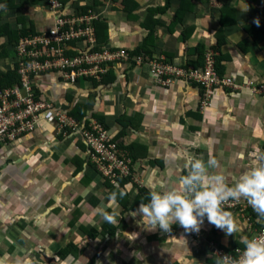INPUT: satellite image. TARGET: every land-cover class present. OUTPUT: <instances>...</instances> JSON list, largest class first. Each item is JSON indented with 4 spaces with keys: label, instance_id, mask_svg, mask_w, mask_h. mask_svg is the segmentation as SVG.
<instances>
[{
    "label": "crops",
    "instance_id": "crops-1",
    "mask_svg": "<svg viewBox=\"0 0 264 264\" xmlns=\"http://www.w3.org/2000/svg\"><path fill=\"white\" fill-rule=\"evenodd\" d=\"M65 1L69 7H88L105 22L100 48L146 49L184 69H198L195 65H202L205 52L213 49L221 57L219 77L237 88L215 89L203 107L200 84L180 76L160 85L147 63L134 60L107 62L100 81L68 83L57 75L36 79V92L80 127L105 124L133 160L136 178L126 182L122 198L136 204L125 209L108 198L106 180L92 167L78 131L62 133L55 123L40 121L33 133L0 147V264H20L26 255L39 264H215L211 242L230 251L243 245L241 237L248 238L252 227L264 224L251 208L244 214L227 210L236 225L230 235L206 220L194 235L175 224L169 232L148 231L136 223L139 215L130 213L142 202L137 199L141 189L175 186L187 155L215 160L209 174H221L231 184L247 167L252 146L264 148V95L245 86L264 81V0ZM6 4L0 10L14 35L23 28L20 18L35 32L54 21L46 0L22 9ZM14 45L8 36L0 39V47L7 48L0 56L1 73L14 69ZM83 46L75 43L77 49ZM77 105L86 108L79 119L72 113ZM104 213L113 215V233L91 238L80 229L101 232ZM8 245L15 253L9 254ZM67 247L70 252L59 258Z\"/></svg>",
    "mask_w": 264,
    "mask_h": 264
},
{
    "label": "built area",
    "instance_id": "built-area-1",
    "mask_svg": "<svg viewBox=\"0 0 264 264\" xmlns=\"http://www.w3.org/2000/svg\"><path fill=\"white\" fill-rule=\"evenodd\" d=\"M54 21L50 28L41 30L35 35L21 38L15 47L16 70L20 84L0 87V147L18 142L33 133L40 121L55 123L60 132L68 130L79 132L88 147L92 167L111 184L116 185L119 179L134 182L136 178L133 160L114 140L106 127L98 121H92L89 127H80L79 123L53 101L43 94H38L34 81L42 77L57 75L64 82L77 83L80 79L100 81L106 72V63L110 61L134 60L138 64L147 63L152 75L160 85H171L176 78L184 76L200 84L206 96L203 106L208 104L211 93L221 85L236 88L231 79H222L215 69V54L208 50L204 67L184 69L179 62L166 57L146 58L143 55L132 57L129 50L121 48L110 50L97 46L92 22L97 14L88 10L83 13L74 7L63 6L61 0H47ZM84 44L82 49L75 48V43ZM69 56L67 52L73 51ZM245 86L250 91L264 95V81H248ZM225 210H238L244 214L251 207L246 201L225 202ZM183 229L182 227H180ZM264 232V224L259 228L252 227L249 236ZM193 233V232H189ZM211 249L218 255L235 256L242 246L232 252H225L211 242Z\"/></svg>",
    "mask_w": 264,
    "mask_h": 264
},
{
    "label": "clouds",
    "instance_id": "clouds-1",
    "mask_svg": "<svg viewBox=\"0 0 264 264\" xmlns=\"http://www.w3.org/2000/svg\"><path fill=\"white\" fill-rule=\"evenodd\" d=\"M254 23L258 25L259 21L255 20ZM39 31L41 30L30 35H35ZM30 35H20L18 41ZM18 41L13 46L14 69L15 47ZM214 56L216 57V54ZM205 98L203 94L202 102ZM248 158L245 170L234 178L233 183L227 184L223 175L209 174V168L215 167V160L205 162L196 156L187 155L183 163L184 174L179 176L175 186H151L147 193V202H141L130 215H139L136 223L148 231L159 228L162 232H169L171 226L175 224L182 227L188 235H194L206 220L223 230L225 235L233 234L236 230L233 216L222 207L229 200L238 202L244 199L257 217L264 219V148L253 145L248 152ZM117 195L123 197L125 193L111 191L108 198L114 200ZM103 216L108 222H114L112 214L104 213ZM132 236L134 237L135 233ZM241 241L243 247L235 256H220L214 253L213 255L217 256L215 264H264V232L248 238L241 237ZM234 248L228 252H232ZM20 264H39V260L35 256L26 255L20 260Z\"/></svg>",
    "mask_w": 264,
    "mask_h": 264
},
{
    "label": "trees",
    "instance_id": "trees-1",
    "mask_svg": "<svg viewBox=\"0 0 264 264\" xmlns=\"http://www.w3.org/2000/svg\"><path fill=\"white\" fill-rule=\"evenodd\" d=\"M37 0H21L20 2H17L16 0H8L6 6L8 9H22L25 7L26 4H32L34 2H36ZM63 6L67 7L68 6V2H66L65 0H61ZM78 6V5H77ZM75 6L74 8L77 9V10H80L81 12L83 13H86L88 12L89 8L88 7H77ZM65 7V8H66ZM3 10L4 9H1L0 10V39L3 38V37H6L8 36L9 37V40L13 43V40H14V43L16 44V42L18 41V39L20 38V35L24 36V35H30V34H34V31H33V28L30 27V28H27V23H26V19L25 18H20L19 19V22L21 23L20 26L22 25V29L20 30L19 29V34L17 35V33H15L14 35V30H12V25L9 23V22H6V20L2 17L3 16ZM94 28H95V31H96V38H97V41H98V46L94 49V50H97V49H100V43L105 39L106 37V34H107V26L105 24L104 21L102 20H98V19H95L93 22H92ZM17 35V36H16ZM220 43L222 44L223 43V38L220 37ZM67 54L69 56L71 55H74V53L70 54V51L67 52ZM131 55L133 56H138V55H143L145 56L146 58H148V55H150V58L148 59H152V58H155V57H159V56H154V53H149L148 54V50L146 49H138L137 51L131 53ZM204 56V55H203ZM218 58V59H217ZM221 57H217L216 56V68L218 69L219 66L217 64V62L220 60ZM204 63V59L202 61V65ZM202 65H195V67H199L201 68ZM222 69L219 68V71L221 72ZM218 72V70H217ZM15 84H20V77L17 73V70L16 69H13V70H10L8 71L7 73H1L0 72V87H8V86H13ZM219 90H222V88H224V90H227L228 88L224 85H221L220 88L217 87ZM230 88V87H229ZM217 90V89H216ZM229 90V89H228ZM201 106H202V103H201ZM84 106L82 105H77L76 108L72 111L73 113V116L77 119L81 118L82 116L85 115V109L86 108H83ZM83 108V110H82ZM104 126L105 124L103 122H101ZM106 127V126H105ZM126 182H130V180H126V179H119L118 180V185L119 186H116V185H113L111 184L109 181H106L107 183V186L109 188V193L111 191H117V193H119V191H122L124 189V185L126 184ZM125 192V191H123ZM148 193V190H145V189H141L140 191V194L138 195V200L139 201H142V202H146L145 201V195ZM116 200L119 204L123 205L125 209H134L135 208V202L133 203L132 206L129 205L128 202L124 203V200L122 197H120L119 195H117V197L114 199ZM70 225L71 226H74V222H70ZM80 229L87 233V236L91 237V238H95L97 235L99 234H111L113 233L115 227L113 226L112 223L108 222L107 220H105L103 226H102V231L99 232L97 230H87L85 227L81 226ZM68 247H71V246H68ZM64 248L62 250H60L58 252V257H64L66 256L69 252H70V248ZM219 247V246H218ZM221 250L225 251V252H228V250L226 249H223L222 247H219ZM214 257L217 258V256L213 255ZM216 258H214L216 260Z\"/></svg>",
    "mask_w": 264,
    "mask_h": 264
},
{
    "label": "rangeland",
    "instance_id": "rangeland-1",
    "mask_svg": "<svg viewBox=\"0 0 264 264\" xmlns=\"http://www.w3.org/2000/svg\"><path fill=\"white\" fill-rule=\"evenodd\" d=\"M4 4V6H5V2H3ZM2 4H0V8L3 6ZM28 24V23H27ZM7 51V48L5 47V48H2V47H0V56H2L5 52ZM15 243V242H14ZM9 246V248H8V252H9V254H13V253H15V251H14V249H12L11 248V245H8ZM19 246V245H18ZM14 247V246H13ZM10 256H12V255H10Z\"/></svg>",
    "mask_w": 264,
    "mask_h": 264
}]
</instances>
